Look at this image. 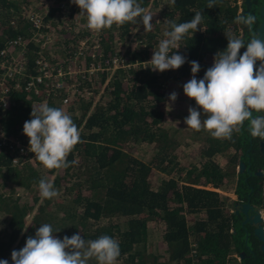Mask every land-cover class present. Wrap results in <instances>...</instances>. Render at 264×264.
<instances>
[{"label": "trees", "instance_id": "trees-1", "mask_svg": "<svg viewBox=\"0 0 264 264\" xmlns=\"http://www.w3.org/2000/svg\"><path fill=\"white\" fill-rule=\"evenodd\" d=\"M37 1L0 0V50L7 40L24 36L30 23L20 19L21 5L29 7ZM251 1L249 11L243 14L245 0L240 5L238 0H215L213 8H208L209 0H175V4L171 0H138L144 8L164 4V21L145 35H137L144 48L133 43L125 52L139 60H151L161 41L156 34L164 38L163 33L170 30L167 21L184 23L196 11H201L204 16L201 30L186 35L178 52L186 57L185 68L189 73L190 62L197 61L201 72L196 75L203 74L212 67L215 54L226 50L227 34L240 36L247 43L254 31H259L264 20V15L260 16L263 0ZM71 13L78 14V9L69 10L66 20L71 19ZM249 13L257 18L252 31L234 22L237 15ZM62 16L56 6L48 7L46 19L54 26L63 23ZM157 17L153 15L152 21ZM135 25L128 22L101 30L96 52L104 58L112 56L127 43ZM59 33L63 48L61 59L52 58V63L72 65L76 61L85 67L83 62L92 61L88 54L84 59L71 57L77 40L86 37L87 32L62 30ZM244 51L246 47L240 54ZM158 75L159 71L152 68H130L119 69L108 80L104 72L84 76L81 85L93 86L91 89L100 91L102 98L93 106L90 101L70 103L67 113L77 125L82 142L67 157L71 164L68 168L48 170L32 152L20 167L12 168V155L0 150V179L5 184L0 190V211L3 212L0 260L12 264L11 253L18 250L14 247L17 238L20 237L18 245L21 243L24 247L27 238L34 237L39 226L48 223L54 231L59 230L55 235L61 240L77 232L85 240L102 235L116 239L120 246L117 264H264V241L253 232L256 224L251 219L244 220L246 215L263 209L261 225L264 227V153L259 147L262 140L250 135L248 122L233 133L231 140L214 138L203 129H180V122L176 121L179 115H170L175 123L164 126L168 116L165 92L170 88L163 85L164 80ZM11 99L13 103L0 112V126L10 137L29 144L23 126L31 119L32 107L40 105L36 103L38 96L15 91ZM47 104L61 108L57 98ZM194 105L199 110L196 102ZM201 118H206L203 110ZM185 133L191 139L176 142L175 135ZM137 144L152 147L153 155L148 161L133 154ZM182 145L188 150H182ZM221 152L225 155L232 152L224 165L216 157ZM186 157L190 161L185 162ZM240 162L244 165L242 171ZM40 167L47 174L39 173ZM258 170L262 174H256ZM41 179L50 181L60 194L52 199L44 198L25 227L24 216L31 206L21 199H27L30 194L28 182L32 184ZM16 191L22 193L16 196ZM228 191L237 199L230 200ZM36 199L37 196L34 203ZM244 203L251 206L246 213L242 210ZM153 223L161 225L160 238L159 229L151 226ZM158 251L165 256L160 258ZM89 264L97 261L92 259Z\"/></svg>", "mask_w": 264, "mask_h": 264}, {"label": "clouds", "instance_id": "clouds-1", "mask_svg": "<svg viewBox=\"0 0 264 264\" xmlns=\"http://www.w3.org/2000/svg\"><path fill=\"white\" fill-rule=\"evenodd\" d=\"M73 3L81 9L80 15L87 17V27L93 31L128 22L142 23L145 32L153 29V15L138 0H73ZM171 3L175 4V0ZM214 5L215 0H209L208 8ZM203 19L202 12L196 11L193 18L184 23L167 21L170 30L163 33L165 38L148 62L151 68L164 72L184 65L187 61L178 52L180 43L189 33L201 30ZM256 19L251 13L241 14L234 22L246 25L252 31ZM226 36V50L215 54L212 67L202 79L196 78L199 63L190 62L192 78L183 85V91L203 110L206 118L202 120L201 112L190 107L184 123L196 131L207 130L214 138L231 140L233 133L239 132L248 122L250 135L264 140V40L258 31H254L247 43L240 36L231 33ZM245 47L246 51L241 55L240 51ZM257 61L261 62L259 68L255 67ZM177 95L172 92L169 100L175 102ZM254 113L258 115L254 116ZM23 133L29 139V150L48 170L70 167L67 157L82 142L71 115L62 108L50 107L47 102L32 107L31 119L24 123ZM38 187L45 199L60 194L46 179H41ZM58 232L48 223L39 226L35 236H29L22 249L12 251V264H89L92 259L97 264H117L120 246L116 239L102 235L85 240L77 232L61 240L55 235ZM0 264H8V261L0 260Z\"/></svg>", "mask_w": 264, "mask_h": 264}, {"label": "built area", "instance_id": "built-area-1", "mask_svg": "<svg viewBox=\"0 0 264 264\" xmlns=\"http://www.w3.org/2000/svg\"><path fill=\"white\" fill-rule=\"evenodd\" d=\"M240 4L241 2H239ZM56 7L57 11L63 14V23L61 25L54 26L40 11L29 9L23 15L25 22L31 25L28 26L27 32L23 34L24 36H17L7 40L4 47L0 50V112L4 111L10 103H13L11 93L15 91L37 95V104L48 103L57 98L61 106H68L77 98L75 97L76 95L79 96L78 94L90 96L95 93L91 89L93 86L88 88L81 85L85 75H96L99 72H104L106 73V80H108L119 69L144 68L150 65L148 64L150 60H139L134 58L131 53L125 52L129 46L128 44L134 41L141 48L145 47L141 40L138 39V36H135L134 31L130 34L124 47H120L112 56L104 58L102 54L96 52L100 31L88 29L87 17L80 15L81 12L78 14L71 13V19L66 20L69 10L79 8L73 3V0H59ZM145 9L150 10L151 8L147 7ZM45 12L48 16L47 9ZM157 21L161 23L164 19L162 16L157 17L154 22L152 21L153 27L158 26L159 23ZM137 24L143 27L142 23L138 22ZM136 25L134 28L141 27ZM62 30H84L87 32L86 37L77 40L76 51L71 56L75 58L83 57L84 59L88 54L92 61L89 64L83 62L85 67L77 65L76 61L72 65L52 63L51 57L46 55L45 50L48 47L53 48L54 44L56 45L59 39L58 34ZM53 32L58 33L53 37ZM157 35L159 36V34ZM164 38H159V40ZM35 48H38V50ZM31 56L33 57L32 61L30 59ZM128 77H125L124 80L127 81ZM43 88L47 90L44 96L41 95ZM0 150L9 152L12 155V167L21 166L23 160L31 152L29 144L17 137H10L1 126ZM21 193L16 191L15 195L19 196ZM21 202L24 203V199H21ZM258 211L261 215L263 214L261 209ZM34 213L35 210L29 211L25 217H31L32 219ZM25 221V223L30 222L26 218Z\"/></svg>", "mask_w": 264, "mask_h": 264}, {"label": "rangeland", "instance_id": "rangeland-1", "mask_svg": "<svg viewBox=\"0 0 264 264\" xmlns=\"http://www.w3.org/2000/svg\"><path fill=\"white\" fill-rule=\"evenodd\" d=\"M58 1L59 0H38L37 2H34L33 3V5L31 6H22L21 5V8H20V15H19V17H20V19L22 20V21H24L25 22V18H24V14L26 13V9H27V11L30 9V8H33V9H37L38 11H40L44 16H45V18H46V12H45V10L47 9L48 10V7L49 6H56L57 5V3H58ZM149 13H151L152 15H157L158 17L159 16H162L163 15V13H164V10H165V5L164 4H154V5H152V7H151V9L150 10H148V9H146ZM242 10V8L239 10V11H241ZM81 12V9L80 8H78V13H80ZM139 24H137L136 26H138ZM139 26H141V25H139ZM154 28V27H153ZM133 29V31L135 32L134 34H135V36H137V35H145L147 32H145L144 31V28L141 26V27H135V28H132ZM67 30H68V28H67ZM132 31V32H133ZM58 32H53V37L54 36H56V34H57ZM161 34V33H160ZM58 37H59V39L57 40V43H56V45L54 44V47L53 48H47L46 50H45V53H47V54H51V55H53V56H50L51 57V59L53 58H56V59H61V53H62V44H61V41H62V38H61V34L59 33L58 34ZM156 38H160L157 34H156V36H155ZM133 43H135V41L134 42H132V43H129L128 45L129 46H131ZM60 45V46H59ZM125 45H122V47H124ZM157 46V45H156ZM164 72H166V71H164ZM164 72H159V73H161V74H159L158 75V77H159V79L160 80H163V79H161V77H162V73H164ZM199 72H201V71H199ZM204 74L205 73H203V74H200L199 76H197L196 78H197V80H199V79H202L203 77H204ZM169 76V73L168 74H166L165 76H163V77H165V78H167ZM171 76V75H170ZM185 81L186 82H188L189 81V79H185ZM165 82H167V81H165ZM42 94L41 95H45L46 93H47V90L46 89H42V92H41ZM100 93L101 92H98L97 90L95 91V93H92V95H90V96H88V95H81V94H78L79 96H75V97H77L75 100H74V102L76 101V102H79L80 100H82L83 101V103H87L88 101H90V102H92V106L96 103V102H98L101 98H102V96H100ZM92 96V97H91ZM73 102V101H72ZM195 102V101H194ZM194 102H193V104H194ZM175 109H177V106H176V101L175 102H171L170 100H169V102H168V107H165V110L168 112V116L166 115L165 116V119H164V126H166V127H169V126H172L171 124H172V122L173 123H175V120H173L171 117H173L175 114H176V112H175ZM199 109V108H198ZM201 110L202 109H199L198 111H200L201 112ZM65 112H67V111H65ZM75 113H79V111H76ZM170 115H171V117H170ZM185 120V119H184ZM184 120H182L181 121V118H178L176 121H179L180 122V124H179V126L181 127L180 129H186V128H188L187 127V125L184 123ZM171 123H170V122ZM174 139L176 140V142H178V143H182V142H185V141H188V140H190L191 139V136H190V134L189 133H185L184 135H180V134H177V135H175V137H174ZM146 144H137V145H135L134 146V151H133V154L136 156V157H138V158H142L143 160H145V161H148L149 159H150V157L153 155V152H152V147L151 146H149V145H146ZM151 148V149H150ZM181 149L182 150H188V148H187V146H185V145H182L181 146ZM232 152H230V154H231ZM230 154L228 153L227 155H225L223 152H221V153H219V155H217L216 157H217V161L220 163V164H222V165H224L226 162L225 161H227V158L230 156ZM184 160H185V162H188V161H190V158L189 157H186V158H184ZM13 168V167H12ZM14 169H15V171H17V167H14ZM13 170V169H12ZM237 170H238V168H237ZM38 172L39 173H44V174H47L46 172L47 171H45V170H43L41 167L40 168H38ZM27 177V176H26ZM9 179L10 180H13L14 182L15 181H17V179L16 178H14V177H9ZM234 180L236 181V178L234 177ZM30 185L27 187V188H29V193L30 194H28V196H27V199H25L24 200V203H27L26 205H29V206H31V209H30V211H32V210H35L36 212L38 211V207L39 206H41V204H42V201L44 200V198H42L41 197V195H40V192H39V187H38V185H39V182H36V183H30V182H28ZM5 186V184H3V182H2V180L0 179V190H2L3 189V187ZM209 188H212V189H214V190H218L216 187H214V186H208ZM232 189V188H231ZM233 190V189H232ZM231 190V191H232ZM219 191V190H218ZM231 191H228L227 193L230 195L229 196V199L231 200V198H234L233 200H235L236 199V197L237 196H235L234 194H233V192H231ZM35 196H37V199H36V202L34 203V197ZM226 196H228V195H226ZM11 202H13L12 200H11ZM34 203V204H33ZM39 205V206H38ZM38 206V207H37ZM228 207L231 209L232 207H230L229 205H228ZM262 210V212H263V209H261ZM40 212H41V210H40ZM0 216L1 217H3V212L2 211H0ZM25 218L28 220V221H31V217H25L24 216V220H25ZM245 220V219H244ZM26 222V221H25ZM27 224H28V222L27 223H25L24 224V226L26 227L27 226ZM1 225V224H0ZM151 226H153V227H155V228H158L159 229V238H160V234H161V229H160V224H156V223H153V224H151ZM149 238H151L149 235H148V239ZM19 239H20V237H18L17 238V240L15 241V243H14V247H16L18 250L19 249H21L22 247H23V245H21V243H19V245H18V241H19ZM149 241H150V239H149ZM149 241H147V244H148V242ZM160 253V254H159ZM158 254L160 255L159 257L160 258H163L165 255L163 254V252L161 251V252H159L158 251ZM237 257V256H236ZM236 260L238 261V257L236 258ZM147 262V261H146ZM160 262V260L158 261V263ZM147 264H149V262H147Z\"/></svg>", "mask_w": 264, "mask_h": 264}, {"label": "crops", "instance_id": "crops-1", "mask_svg": "<svg viewBox=\"0 0 264 264\" xmlns=\"http://www.w3.org/2000/svg\"><path fill=\"white\" fill-rule=\"evenodd\" d=\"M239 2H241V0H238V4H239ZM151 67H152L151 65H147L146 67L141 68V69L151 68ZM185 67H186V65L184 64L179 69L167 70L166 72L162 73L163 75L161 77V79L164 80V84L163 85H165L168 88H170L169 89L170 92L168 90L166 91L167 93L165 92V94L167 95V98H166L167 107H168L170 94L172 92H176L178 94L177 95V100H176L177 109H175L176 114L174 116L179 115L178 118H181V120H184L189 115L188 109L190 107L191 108H195V105L193 104L194 100L189 99L184 94V91H183V85L185 83H187L185 81V79H189L190 80L192 78V73H189ZM168 73H169V76L167 78L163 77V76H165ZM196 77H197V75H196ZM165 81H167V82H165ZM59 104H60V102H59ZM69 106L70 105L61 106V108L64 109L65 111L69 112ZM159 252H161V251H159Z\"/></svg>", "mask_w": 264, "mask_h": 264}, {"label": "water", "instance_id": "water-1", "mask_svg": "<svg viewBox=\"0 0 264 264\" xmlns=\"http://www.w3.org/2000/svg\"><path fill=\"white\" fill-rule=\"evenodd\" d=\"M245 3H246V7L242 10V13L245 14L249 11V8L251 6V3L252 1L251 0H245ZM264 15V0H263V4L261 6V9H260V16L263 17ZM259 35H260V38L262 40H264V20L262 21L260 27H259ZM260 65V61H257L256 62V68L259 67ZM259 147H260V152L261 153H264V140L260 141L259 143ZM243 163L240 162L239 163V170L242 171L243 170ZM256 174H262V172L260 170L256 171L255 172ZM251 206L249 203H244L242 205V210L244 213H246L248 211V209H250ZM237 213V211H235ZM249 219H251V222L256 224V226L253 228V232L254 234L258 237L259 240H262L264 241V227L261 225L262 223V220H263V216L260 214L259 211H254V213L249 216V215H246V218H245V222H247ZM262 249H264V244L262 245Z\"/></svg>", "mask_w": 264, "mask_h": 264}, {"label": "flooded vegetation", "instance_id": "flooded-vegetation-1", "mask_svg": "<svg viewBox=\"0 0 264 264\" xmlns=\"http://www.w3.org/2000/svg\"><path fill=\"white\" fill-rule=\"evenodd\" d=\"M236 199H237V197H236ZM235 205H238V204H235ZM243 205V204H242ZM251 215V214H250Z\"/></svg>", "mask_w": 264, "mask_h": 264}]
</instances>
